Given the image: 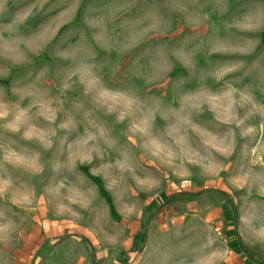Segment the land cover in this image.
<instances>
[{
  "label": "rangeland",
  "instance_id": "rangeland-1",
  "mask_svg": "<svg viewBox=\"0 0 264 264\" xmlns=\"http://www.w3.org/2000/svg\"><path fill=\"white\" fill-rule=\"evenodd\" d=\"M0 115V264L264 261V0H0Z\"/></svg>",
  "mask_w": 264,
  "mask_h": 264
},
{
  "label": "clouds",
  "instance_id": "clouds-1",
  "mask_svg": "<svg viewBox=\"0 0 264 264\" xmlns=\"http://www.w3.org/2000/svg\"><path fill=\"white\" fill-rule=\"evenodd\" d=\"M195 113L193 114V116L195 117ZM4 119V117L2 115H0V120ZM7 131H12L14 134L17 133V132H20L21 129L20 128H17V129H14V130H11V129H6ZM185 135L188 139V145H191V147L196 150L193 146V142H192V136L194 135V133L192 132V129L190 127H188L185 131ZM23 139L25 140H31V139H34V137H29V136H24ZM170 144V147H171V150L175 153V157L173 158V163L172 164H168L166 163L167 161V156L166 154H157V155H151L149 154L148 155V159L154 161V164L153 165H144L142 164L141 167H144L146 166L147 168H154L156 170V172H161L162 170L164 169H169V168H172L174 166V163L177 159H180L182 153H181V147L180 146H177L175 145L173 142L169 143ZM188 145H185V147H187ZM163 157V159H162ZM77 183V180H76V177L75 176H71L69 177V184H66V189L67 187L70 185V184H76ZM90 186V182H86L85 184L83 185H80V188H81V191H84L86 192L88 187ZM65 189V190H66ZM6 239V237L0 233V241Z\"/></svg>",
  "mask_w": 264,
  "mask_h": 264
},
{
  "label": "trees",
  "instance_id": "trees-1",
  "mask_svg": "<svg viewBox=\"0 0 264 264\" xmlns=\"http://www.w3.org/2000/svg\"><path fill=\"white\" fill-rule=\"evenodd\" d=\"M245 252L248 255V258L253 260L256 264H264V261H255L252 255H250L247 251Z\"/></svg>",
  "mask_w": 264,
  "mask_h": 264
}]
</instances>
